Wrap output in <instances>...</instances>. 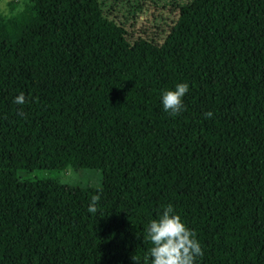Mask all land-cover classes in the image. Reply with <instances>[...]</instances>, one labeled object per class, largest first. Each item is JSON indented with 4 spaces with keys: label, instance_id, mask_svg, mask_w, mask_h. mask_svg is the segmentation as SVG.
<instances>
[{
    "label": "trees",
    "instance_id": "trees-1",
    "mask_svg": "<svg viewBox=\"0 0 264 264\" xmlns=\"http://www.w3.org/2000/svg\"><path fill=\"white\" fill-rule=\"evenodd\" d=\"M22 1L0 17V264H148L169 204L195 264H264V0H137L131 20ZM178 82L173 115L160 93ZM70 167L101 186L30 174Z\"/></svg>",
    "mask_w": 264,
    "mask_h": 264
},
{
    "label": "clouds",
    "instance_id": "clouds-1",
    "mask_svg": "<svg viewBox=\"0 0 264 264\" xmlns=\"http://www.w3.org/2000/svg\"><path fill=\"white\" fill-rule=\"evenodd\" d=\"M188 90L186 82H178L172 88L163 90L160 93L163 110L173 115L182 111L183 97ZM13 103L25 104L24 94L21 92L14 96ZM206 115L211 116L212 113L208 112ZM98 200V194L91 196L87 208L89 213H97ZM145 232L151 243L144 257L148 264H195V258L203 255L196 234L183 223L170 204L162 208L157 218L149 221ZM132 259L135 260L134 257Z\"/></svg>",
    "mask_w": 264,
    "mask_h": 264
},
{
    "label": "rangeland",
    "instance_id": "rangeland-1",
    "mask_svg": "<svg viewBox=\"0 0 264 264\" xmlns=\"http://www.w3.org/2000/svg\"><path fill=\"white\" fill-rule=\"evenodd\" d=\"M166 1L168 0H160L159 4H164ZM108 5L115 6L116 12L119 14L120 19L122 20L134 19L133 15L135 11L140 10L137 0H123L121 2H115L114 0H110ZM22 6V0H0V17H5V15L10 14L12 10L18 11L19 9H21ZM163 12L164 9L161 8V14ZM153 13L157 14V11H152L151 14L146 13L148 18L151 20H153ZM168 15H170V13L162 15L156 18V20H164L165 18H167ZM144 16V18L146 19L147 16ZM30 174L36 175L40 178H54L68 186L98 188L102 184V172L98 169L70 167L62 171L59 175L49 170L39 169L34 170Z\"/></svg>",
    "mask_w": 264,
    "mask_h": 264
}]
</instances>
